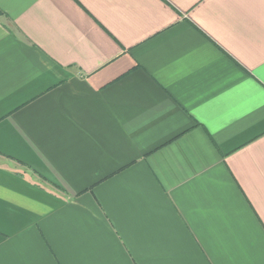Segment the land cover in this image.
Wrapping results in <instances>:
<instances>
[{
  "label": "crops",
  "instance_id": "1",
  "mask_svg": "<svg viewBox=\"0 0 264 264\" xmlns=\"http://www.w3.org/2000/svg\"><path fill=\"white\" fill-rule=\"evenodd\" d=\"M0 264H264V0H0Z\"/></svg>",
  "mask_w": 264,
  "mask_h": 264
}]
</instances>
